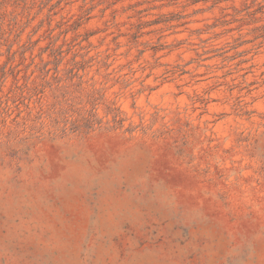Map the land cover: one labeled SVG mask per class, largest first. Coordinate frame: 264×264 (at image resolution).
<instances>
[{
  "label": "rangeland",
  "instance_id": "374dc122",
  "mask_svg": "<svg viewBox=\"0 0 264 264\" xmlns=\"http://www.w3.org/2000/svg\"><path fill=\"white\" fill-rule=\"evenodd\" d=\"M0 264H264V0H0Z\"/></svg>",
  "mask_w": 264,
  "mask_h": 264
}]
</instances>
